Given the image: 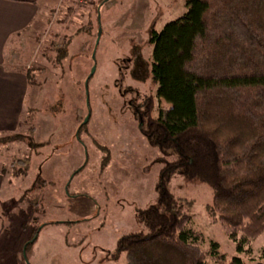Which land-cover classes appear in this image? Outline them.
<instances>
[{"label":"rangeland","instance_id":"rangeland-1","mask_svg":"<svg viewBox=\"0 0 264 264\" xmlns=\"http://www.w3.org/2000/svg\"><path fill=\"white\" fill-rule=\"evenodd\" d=\"M44 10L17 48L22 110L0 121V136L40 145L0 144V264H125L118 242L147 232L136 213L156 203L161 170L175 160L150 145L132 104L151 95L154 116L169 107L150 77L149 32L183 15L185 0H58ZM167 188L203 250L215 241L228 261L264 264L263 236L238 251L208 216V185L174 173Z\"/></svg>","mask_w":264,"mask_h":264},{"label":"trees","instance_id":"trees-1","mask_svg":"<svg viewBox=\"0 0 264 264\" xmlns=\"http://www.w3.org/2000/svg\"><path fill=\"white\" fill-rule=\"evenodd\" d=\"M185 6L183 15L149 32L150 77L169 107L154 116L151 95L132 104L150 145L175 160L161 170L156 203L136 213L147 232L123 236L117 251L125 264H246L238 256L226 260L215 241L201 248L203 234L167 182L178 173L208 185V216L238 251L264 237V0ZM14 141L40 147L23 134L0 136L1 145Z\"/></svg>","mask_w":264,"mask_h":264},{"label":"crops","instance_id":"crops-1","mask_svg":"<svg viewBox=\"0 0 264 264\" xmlns=\"http://www.w3.org/2000/svg\"><path fill=\"white\" fill-rule=\"evenodd\" d=\"M56 2L0 0V121L15 118L17 105L22 110L27 79L19 67L17 48L32 38L34 26L44 19V8Z\"/></svg>","mask_w":264,"mask_h":264},{"label":"water","instance_id":"water-1","mask_svg":"<svg viewBox=\"0 0 264 264\" xmlns=\"http://www.w3.org/2000/svg\"><path fill=\"white\" fill-rule=\"evenodd\" d=\"M92 58H94V56L92 55ZM94 68L92 69L91 73H93ZM87 121V117L85 118L84 122L82 124H84Z\"/></svg>","mask_w":264,"mask_h":264}]
</instances>
